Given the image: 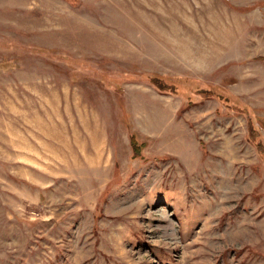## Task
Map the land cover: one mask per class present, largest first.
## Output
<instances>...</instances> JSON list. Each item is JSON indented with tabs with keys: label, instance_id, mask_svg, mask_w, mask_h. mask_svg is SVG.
Returning a JSON list of instances; mask_svg holds the SVG:
<instances>
[{
	"label": "rangeland",
	"instance_id": "obj_1",
	"mask_svg": "<svg viewBox=\"0 0 264 264\" xmlns=\"http://www.w3.org/2000/svg\"><path fill=\"white\" fill-rule=\"evenodd\" d=\"M0 264H264V0H0Z\"/></svg>",
	"mask_w": 264,
	"mask_h": 264
},
{
	"label": "trees",
	"instance_id": "obj_2",
	"mask_svg": "<svg viewBox=\"0 0 264 264\" xmlns=\"http://www.w3.org/2000/svg\"><path fill=\"white\" fill-rule=\"evenodd\" d=\"M66 1H70V0H66ZM145 77H147V79H150L149 81L155 85V87L162 92L165 91H169V93L172 92H179L182 93L184 92L185 88L182 86H177L176 84L172 83L170 81L169 78L164 77V76H160V75H145ZM182 87V88H181ZM179 88L182 90V92H180ZM184 88V89H183ZM211 93V92H210Z\"/></svg>",
	"mask_w": 264,
	"mask_h": 264
},
{
	"label": "bare ground",
	"instance_id": "obj_3",
	"mask_svg": "<svg viewBox=\"0 0 264 264\" xmlns=\"http://www.w3.org/2000/svg\"><path fill=\"white\" fill-rule=\"evenodd\" d=\"M99 155H102V154H99Z\"/></svg>",
	"mask_w": 264,
	"mask_h": 264
}]
</instances>
